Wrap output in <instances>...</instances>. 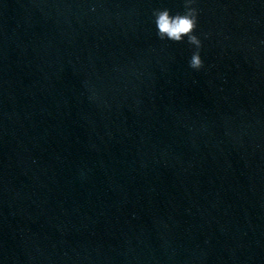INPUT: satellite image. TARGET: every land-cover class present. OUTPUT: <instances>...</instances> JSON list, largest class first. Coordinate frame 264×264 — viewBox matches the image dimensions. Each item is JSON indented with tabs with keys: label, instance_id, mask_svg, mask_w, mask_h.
I'll list each match as a JSON object with an SVG mask.
<instances>
[{
	"label": "clouds",
	"instance_id": "1",
	"mask_svg": "<svg viewBox=\"0 0 264 264\" xmlns=\"http://www.w3.org/2000/svg\"><path fill=\"white\" fill-rule=\"evenodd\" d=\"M197 0H183V13L171 14L167 8L153 9L152 16L157 29V36L160 40H169L181 43L187 38V43L195 47L190 60L189 67L193 70H200L204 67L200 50L203 47L201 39L195 34L198 27L199 9L195 7Z\"/></svg>",
	"mask_w": 264,
	"mask_h": 264
}]
</instances>
